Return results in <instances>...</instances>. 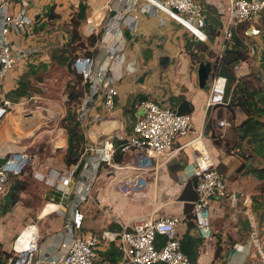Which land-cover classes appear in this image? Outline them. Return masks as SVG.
<instances>
[{
	"label": "built area",
	"instance_id": "1",
	"mask_svg": "<svg viewBox=\"0 0 264 264\" xmlns=\"http://www.w3.org/2000/svg\"><path fill=\"white\" fill-rule=\"evenodd\" d=\"M11 1L0 0V88L6 75L26 52L29 53L19 49L10 36L11 31L32 33L34 24L33 17L27 12L26 1L18 0L23 4L16 13L10 11ZM120 1V8L105 5L110 12L101 17L100 23L94 21V17L87 18L84 33L87 37L96 36V41L88 51L78 52L72 63L74 71L84 82V97L77 109L85 136L79 159L66 169L35 165L37 155L25 149L7 153L0 164V210L10 191L11 179L23 175L33 164L34 176L49 186V200L44 207L51 202L56 203L50 213L63 215L68 239L59 244L58 255L49 257L43 254V235L38 222H28L15 234L10 246L3 247V264H114L100 254L112 247L120 253L116 264H217L207 257L216 237L213 202L229 197L235 202L236 198L235 194H231L229 181L212 153L203 143V147L197 146L199 141L204 142V128L194 126L192 114L180 113L177 107L164 101L144 98L134 104V122L130 128L124 122L111 129L95 126L97 120L105 119L116 110V97L119 95L117 82L126 72L136 69L134 62L126 60L128 37L125 30L136 31L139 14L160 11L181 23L199 40L208 41L206 8L200 0ZM263 9L264 0H230V6L223 13L219 57L232 42L237 25L246 24L244 33L247 37L262 32L256 22ZM245 42L248 57L235 65L237 77L247 72L250 58L257 52L256 43L248 39ZM211 61L213 65L215 58L212 57ZM228 83L226 74L218 72L210 75L207 107L230 103ZM27 101L23 96L19 101L0 98V123L10 116L16 105H23V110H27ZM98 106H102L101 112L97 111ZM230 124L228 119L218 121L221 128ZM190 134L193 137L178 146L180 138ZM186 145L195 150L194 160L185 169L183 179L187 181L197 177V198L192 214L202 242L196 259L182 249L183 225L187 221L185 212H163L162 205H153L147 213H139L129 219L115 215L114 227L81 232L86 216L81 207L94 197L95 191L97 195L101 193V209L107 208L103 202L108 195L106 191L113 190L124 197L143 193L144 188L151 187V181L157 183L159 171L166 168L179 149ZM175 201V198H170L168 202ZM244 202L251 230L250 239L240 244L239 249L255 247L261 264H264V235L258 231L251 199L246 197ZM42 213L38 218L44 217Z\"/></svg>",
	"mask_w": 264,
	"mask_h": 264
},
{
	"label": "crops",
	"instance_id": "2",
	"mask_svg": "<svg viewBox=\"0 0 264 264\" xmlns=\"http://www.w3.org/2000/svg\"><path fill=\"white\" fill-rule=\"evenodd\" d=\"M25 1L27 12L34 19L32 28L33 31L32 33H27L12 30L10 36L16 45H18L19 49L25 52L29 51V53L26 52V55L18 61L16 67L13 68L4 78L0 88L1 98L6 97V93L13 94L14 90L20 85L21 76L27 72L26 68L28 67V64L38 63L41 65L45 62L53 61L52 55L55 54H49V52H46L45 48H47V43L49 45L50 40H56L62 35L60 30L61 23H69L72 17H76L81 21L79 30L82 28L84 29L87 18L94 17V21H98L100 23L102 20L101 17H104L105 14L110 12H108V9L105 8V5L110 4L112 8L122 7V2L120 0ZM200 1L206 8L208 21L209 13H219L221 20V31L224 19L223 13L227 11L228 7L230 6V0ZM22 4L23 3L21 1L12 0L10 4V11L16 13L21 8ZM51 9L55 13H58L59 16L53 17V14H51ZM256 24L261 28L262 32L259 35L251 37L245 36V39L256 43L257 51L260 49L264 50V9L260 13ZM206 30L210 37L211 28L208 25ZM125 31L128 37L127 48L125 51L126 60L134 62L136 69L130 73L126 72L125 75L117 82L119 95L116 97V110L112 114L108 115V117L105 119L103 118L101 121H96L95 126L98 129L115 128L119 126L121 122H124L126 126L130 128L132 121L129 122L127 117H132L134 104L144 98H155L175 107H178L179 103L183 100L189 101L192 105L194 126L198 129L206 128V130H211V124L218 116L220 108L223 109V112L225 110L232 111L240 108L244 113H246L239 105H219L216 107H207L206 101L208 98L209 87L207 89L208 85L204 88L199 85L198 66L200 63L193 62V58L191 57V54L187 48V44L190 43V45L192 44V49L194 51H198L196 43L201 41L208 44L209 48L213 49V51L218 54L222 41L220 31L214 38L209 39L208 41H202L192 35L181 23L160 11L155 14L141 12L139 14L136 31L132 32L128 28ZM163 55L169 56L168 63L161 60ZM202 59L211 60L206 52H204ZM177 80L180 81L182 86L177 83ZM182 87L184 89H182ZM101 110L102 106H98L97 111L101 112ZM10 117L12 118L11 122H5V124L3 123L5 120L10 119L7 117L0 123V132L2 131V134L0 135V161L5 159V155L7 153L17 149L12 144H1V141H5L6 139L9 140L12 137L10 126L15 129V127H17L16 123H19V115L14 114ZM192 137L193 135L191 134L181 137L178 146H180L181 143L184 144L185 142L189 141ZM203 141L206 148L214 156L215 161L218 162L219 167L223 162L228 167L227 173L233 170H238L239 172L243 171V174H241L239 178L235 180L237 184L236 190L234 192L236 198L235 202H232L230 197L228 199L232 207L238 209L237 207L239 205V200L242 201L246 206L244 199L249 197L251 199L252 212L255 218H259V215H261L263 211H261V213L259 212L258 214H255L253 210V200L255 196L259 197L256 194V181L250 182V180H248L253 177L257 178L259 174L251 172L248 170V168L239 170L241 165L238 166L236 163L229 165L235 160L240 161V157L238 158L234 154L227 156L223 155V157H219L221 152L219 151L218 146L214 143L212 138L206 137L205 133L203 136ZM194 157L195 150L191 145L182 146L179 149L177 156L170 161L165 169H169L172 174L178 172L185 174V169L194 160ZM183 163H185V167L183 169L179 168V165ZM185 182L186 181H184L178 188V195L173 193V196H175L174 198L177 201L172 203H161V205L164 204L162 206L166 208V211L162 210L163 212L175 213L184 211L185 200L180 199L179 194L185 186ZM110 191L111 192H105V194L108 193L107 197L103 200L104 204L107 206L105 209L100 208L99 198L101 197V193H98L97 195L96 191L94 197L83 204L81 208L86 213L84 225L90 226L94 223L97 227H99V225L103 226L102 224L105 223L104 220L92 221V218L95 217V213H97L100 209L113 217L112 221H110L111 224L116 218L115 215H121L126 210L127 212L125 215H127L128 211L139 210L137 213L143 212V210H141L138 206L137 209L136 207H132V204L127 201L128 197H124L113 190ZM213 203L217 210L223 205L222 200L219 199H215ZM229 222H231L230 219H225L224 222L218 224L221 233L215 237L213 247L210 249L207 257L209 259H213L217 264H261V259L259 258L255 247H252L248 250L239 249L240 244H243L250 239V232H248L246 226L247 221L244 220L241 222H232L233 225H230ZM62 225H64V223ZM257 227L259 233L264 235V224L257 222ZM90 230L91 229L88 230L87 228L86 231L82 230L81 232L85 233ZM186 230L187 221L183 225V236ZM66 238L68 239V236L65 233L64 228H59L57 232L47 234L46 238L42 241L43 254L49 257H55L58 255L60 253L59 244ZM1 241L3 242L2 238ZM11 242L9 244H4L3 242V247L10 246ZM200 246L201 243L198 246L197 256L199 255ZM111 253L113 254L114 251ZM100 254L105 255L104 258H107L108 260L111 259L107 256V251H101ZM118 261L111 262L116 264Z\"/></svg>",
	"mask_w": 264,
	"mask_h": 264
},
{
	"label": "rangeland",
	"instance_id": "3",
	"mask_svg": "<svg viewBox=\"0 0 264 264\" xmlns=\"http://www.w3.org/2000/svg\"><path fill=\"white\" fill-rule=\"evenodd\" d=\"M72 25L71 22L61 23L60 30L62 35L56 40H50L49 45L47 43V48H45V50L49 52V54H55L52 55L53 61H48L41 65L38 63L27 65V72L21 76V85L18 88L19 90H17L24 92L22 96L23 99H28L25 105H28L29 108L23 110V105H20L22 109L18 111V105H16V109L10 113V115L19 114V123H16L17 127H15V129L10 126L12 137L9 140L6 139L5 141H1L3 145H14L17 148L15 151L27 149L35 153L37 155L35 165H51L61 169H66L69 166L65 160L68 147L66 117L69 113H74V116L78 120L77 109L84 97L83 94L77 100H69L68 95L72 85H74L77 90H84V82L74 71L72 63L78 52H86L91 45L87 35L84 33V29H80L78 33L75 32V30L73 32ZM79 33L81 35H79ZM240 77L243 78L244 86L250 85V90H252L253 87L255 90H260L259 97L263 95L262 97L264 98L263 49L257 51V53L250 58L247 72ZM177 83L181 85L179 80H177ZM236 83L237 81L229 80L227 96L230 101L232 98V91L236 88ZM207 85L208 89V87H210V80ZM182 89L184 88L182 87ZM238 91L240 92V90ZM14 93H6L5 96L12 100L19 101L22 96L15 97L17 95ZM32 95H34V97H32ZM253 108L255 109L254 115L259 119L258 131L260 133L257 136L245 131L243 121L247 118V115L240 108L232 111L225 110L226 112H223V109L220 108L218 116L211 124V130L204 129L205 136L212 138L214 143L218 146L221 152L219 157L230 154H234L238 158L240 157V161L235 160L229 165H233L234 163L238 166L243 165V168H241L242 170L247 169L248 166L264 168V114H258V108H264V102H259V105ZM191 114L193 116V111ZM8 118L10 119L5 120L3 122L4 124L5 122L9 123L12 121L10 116ZM223 118L228 119L231 123L227 128H221L218 125V120ZM127 119L129 122H134L133 116L127 117ZM78 122L80 124V120H78ZM80 129L84 133V128L81 125ZM212 131H214L216 137L212 136ZM1 134L2 131L0 132V135ZM59 141H65V145L61 147V142ZM33 166L34 165L31 164L23 175L11 179L10 192L0 210V237L3 239L4 244H9L17 231L31 221L38 222L40 231L43 235L42 241L46 238L47 234L57 232L59 228H64V225H62L64 223V217L61 213L53 212L42 218H38L44 205L49 200V186L34 176ZM219 169L229 181L231 194H234L237 186L235 180L243 174V171L239 172L238 170H233L227 173L228 167L223 162ZM183 177L184 174H181V172L172 174L169 169L166 170L163 168L159 171L157 183L154 182V180L153 182L151 181L152 185L150 188H144L142 190L143 193L139 195L130 194L127 201L132 204V207H136L137 209L138 206L143 210L142 213H147L148 210H151L153 205L159 206L161 203L168 202L170 198L173 199L175 197L173 193L178 195V188L184 182ZM263 178L264 173H261L257 178L253 177L248 179L250 182L256 181V194L261 196H264ZM17 181H25L26 187L20 190L18 188L16 189V192L19 193V198L16 203H12L9 200V196L12 193L13 184ZM222 203L223 205L220 209L217 210L215 207V214L213 216L216 236L221 233L218 224L224 222L225 219H230V225H233L232 222H241L247 218L249 219V215L246 212L247 206H245L242 201H238V209L232 207L228 199H225ZM162 210L166 211V208L163 207ZM138 211H128L127 215H125L127 212L126 210L119 215L129 219V217L139 214L137 213ZM262 211L259 218H256V221L260 222V224H264V210ZM112 219L113 217L111 215L100 209L95 213V217L92 218V221L104 220L105 223L102 224L103 226L99 225V227H97L92 222L93 224L90 226L84 225L83 231H86L87 228L88 230H94L95 228V230H99L106 226L114 227L115 222L112 224L110 223ZM247 230L250 232V227H247Z\"/></svg>",
	"mask_w": 264,
	"mask_h": 264
},
{
	"label": "trees",
	"instance_id": "4",
	"mask_svg": "<svg viewBox=\"0 0 264 264\" xmlns=\"http://www.w3.org/2000/svg\"><path fill=\"white\" fill-rule=\"evenodd\" d=\"M51 14H53V17H58V13H55L51 9ZM209 21L207 25L211 28V35L210 39L214 38L220 31L221 26V20L220 15L218 12H214L213 14L208 15ZM73 25V32H80L79 25H80V19H77L76 17H72L70 21ZM234 31V36L232 39V42L229 44V46L226 47V49L223 51L222 57H219L217 53L213 51V49H210L208 44L205 42H197L196 47L198 48V51H194L192 49V44H187V48L191 54V57L193 58V62H201L204 59H202L204 52L207 53V55L212 58H215L214 64H213V71L211 75L215 73H223L228 75L229 80L237 81L236 88L232 91V98L230 103H228L226 106L229 105H239L246 113L247 118L243 121V127L245 128L246 132H249L253 134L254 136H257L260 132L259 129V119L257 116H255V109L254 106H258L259 102H264V98L262 96L259 97L260 90H255L254 87L252 90H250V85L244 86V81L242 77H237L234 68L235 65L242 59H245L248 57L247 52V43L245 42V27L246 24H240L236 26ZM79 35H81L79 33ZM91 44H94L96 41V36H89L88 37ZM89 50V49H88ZM86 50V51H88ZM61 60V59H60ZM208 60V59H207ZM21 85V84H20ZM20 85L14 90L15 91V97L22 96L24 94L23 91H18ZM18 89V90H17ZM240 90V92L238 91ZM262 91V90H261ZM84 94V90L80 89L77 90L74 85H72L70 92H69V100L74 101L80 98ZM227 95H228V87H227ZM173 106V105H172ZM219 106V105H216ZM215 106V107H216ZM175 107V106H174ZM258 114L263 115L264 114V108H258ZM67 119V132H68V147L66 152L65 160L69 164V166L73 163H75L80 156V153L82 151V148L84 146L85 142V136L83 131L80 129V124L77 120V118L74 116V113H69L66 117ZM213 137L215 136V133L212 131ZM2 161H0V164ZM172 166V165H171ZM185 163L179 165V168H184ZM243 165L239 167V170H242ZM248 170L251 172H255L257 174L264 173V168H255V167H247ZM197 183V177L190 178L185 182V186L183 187L181 193L179 194V198L185 200L184 205V211L187 216V230L182 238V249L192 258L196 259L198 254V246L202 242V237L199 232V229L194 221L192 209L194 206V201L197 198V191L195 189V185ZM26 187L25 181H17L13 184L12 193L9 196V200L12 203H16L19 198V193L16 192V189L18 188L23 189ZM10 192V191H9ZM259 197L254 198L253 202V210L255 214H258L259 212L264 209V196L258 195ZM8 195L6 196L7 199ZM5 199V201H6ZM246 226L250 227L249 219H246ZM249 225V226H248ZM3 242L0 241V264H3L4 261H2L3 257ZM114 251L112 254L111 252ZM105 254V253H104ZM101 256H105L102 255ZM107 256L110 257V261H118L120 258L118 249L116 247H112L111 250L107 251ZM117 258V259H116Z\"/></svg>",
	"mask_w": 264,
	"mask_h": 264
},
{
	"label": "water",
	"instance_id": "5",
	"mask_svg": "<svg viewBox=\"0 0 264 264\" xmlns=\"http://www.w3.org/2000/svg\"><path fill=\"white\" fill-rule=\"evenodd\" d=\"M166 63L169 62V56L163 55L162 59ZM212 61L211 60H203L200 62L198 66V78H199V85L204 88L207 86L208 81L210 79L211 71H212ZM178 111L180 113H191L192 112V105L189 101L183 100L178 105Z\"/></svg>",
	"mask_w": 264,
	"mask_h": 264
},
{
	"label": "bare ground",
	"instance_id": "6",
	"mask_svg": "<svg viewBox=\"0 0 264 264\" xmlns=\"http://www.w3.org/2000/svg\"><path fill=\"white\" fill-rule=\"evenodd\" d=\"M17 107H18V111H20L22 109V106H20V105H18ZM10 116H12V115H10ZM59 142H61L60 145H62V144L65 143V141H59ZM202 143L204 144V142L199 141L197 143V146L203 147V144ZM55 207H56V203H52L51 202V203L47 204L46 207H43V209H42V211H43L42 216H46L48 213L52 212Z\"/></svg>",
	"mask_w": 264,
	"mask_h": 264
}]
</instances>
